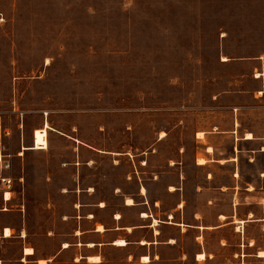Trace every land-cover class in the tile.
Returning a JSON list of instances; mask_svg holds the SVG:
<instances>
[{"label":"rangeland","instance_id":"374dc122","mask_svg":"<svg viewBox=\"0 0 264 264\" xmlns=\"http://www.w3.org/2000/svg\"><path fill=\"white\" fill-rule=\"evenodd\" d=\"M0 129L14 190L0 225L26 228L38 256L80 202L136 223L124 200L144 186L158 238L174 239L150 264H264V0H0ZM129 251L143 252L101 249L105 264H142Z\"/></svg>","mask_w":264,"mask_h":264},{"label":"crops","instance_id":"0c3cea01","mask_svg":"<svg viewBox=\"0 0 264 264\" xmlns=\"http://www.w3.org/2000/svg\"><path fill=\"white\" fill-rule=\"evenodd\" d=\"M251 133V132H247ZM241 138L244 141L254 140L255 137L252 135V138H246V134ZM252 134V133H251ZM238 139V138H237ZM211 148V147H210ZM210 150L207 148L204 156L208 158ZM215 161V160H214ZM222 163L224 161L229 162L230 159L227 160H218ZM198 163V162H197ZM207 160L198 165H205ZM1 174V173H0ZM2 176L0 175V179ZM9 178V177H8ZM12 186V184H11ZM144 188V191L142 189ZM0 189L3 190V195L0 199V204L7 205L9 201L13 199L12 193L14 190L12 187L8 188L3 182L2 187ZM180 187L176 185H169L168 191L169 193H175L179 191ZM8 192L9 196H4V193ZM140 196H142V201H135L133 197H126L124 200V206L127 208H137L139 209V216L137 215V222L132 224H121L120 220H122L123 215L119 212L114 213L110 218H96L97 214H99L98 209L104 208L106 205L104 203H100L99 208H95L96 204L92 203H78V214L70 217H75L77 219V225L73 228V230L67 234L65 239H63L60 243L58 250L48 256H38V251L35 246L28 243L27 237L29 235L26 228L21 226L19 229L17 227L10 225V224H3L0 225V264H51L53 263L61 253L69 251L75 248V253L73 254L72 261L74 263H81L85 262L87 264H105L109 260H105L101 249L105 246H115L120 248L129 249L132 246H136L137 248H141L143 252L139 256H135L130 251L128 252L129 261H138L142 264H150L154 261V257L151 254V247L161 245L162 243L165 244H172L174 239L171 238L167 241L160 240L158 236L161 234L160 229L157 227L160 225V222L163 220L157 219L151 214L148 213L147 209L150 204V200L147 196V189L146 187L142 186L140 190ZM127 198H131L133 200L132 204L127 203ZM3 201V203H2ZM184 200H180L177 202V209L184 207L183 205ZM155 204H158L159 201L155 200ZM11 209H8L6 206L4 208H0V212H8ZM146 214V216H143ZM198 215V214H197ZM169 216L174 217L172 214ZM224 217V215H221ZM68 219V218H66ZM146 219H151L149 223H145ZM157 220V223L154 224V221ZM168 223H175L172 221H165ZM175 224H180L175 223ZM102 226V229L98 227ZM140 228H150L151 230V237L148 238L144 236L142 239H129L128 235L132 234L135 230ZM6 229H9V233L6 234ZM91 235V238L87 236ZM74 239V240H73ZM124 240L126 244L119 245L116 241ZM18 240L20 243V251L18 255L12 259L7 256V247L2 246L3 244L11 245ZM116 242V243H115ZM27 249H31V252H27ZM264 252L263 250H261ZM201 254V253H199ZM204 254V253H202ZM205 255V254H204ZM143 257H148V261H143ZM97 258V259H96ZM94 259V260H93Z\"/></svg>","mask_w":264,"mask_h":264},{"label":"built area","instance_id":"2783aa9c","mask_svg":"<svg viewBox=\"0 0 264 264\" xmlns=\"http://www.w3.org/2000/svg\"><path fill=\"white\" fill-rule=\"evenodd\" d=\"M11 132L9 130H1L0 129V140L3 137L9 136ZM11 167V161L9 158V154L4 152V148L1 146L0 147V173L6 169H9ZM1 181L8 187H11L12 180L8 177H2ZM7 192L4 193V196L6 195Z\"/></svg>","mask_w":264,"mask_h":264},{"label":"bare ground","instance_id":"6f19581e","mask_svg":"<svg viewBox=\"0 0 264 264\" xmlns=\"http://www.w3.org/2000/svg\"><path fill=\"white\" fill-rule=\"evenodd\" d=\"M198 137H199V138H203V137H204V132H198ZM246 138H248V139H249V138H252V134H251V133H247V134H246ZM209 149H211V148H209ZM204 162H205V158H203V157H199V159H198V163H199V164H202V163H204ZM142 191H144V188L142 189ZM5 196H9L8 192L6 193ZM128 201H132V203H133V200H132L131 198H127V203H128ZM132 203H131V204H132ZM128 204H129V203H128ZM143 216H146V214H143ZM156 223H157V220L154 221V224H156ZM98 228H99V229H102V226H99ZM8 233H9V229H6V234H8ZM116 242H117V244H119V245H124V244H126L125 241L122 240V239H121V240H118V241H116ZM116 242H115V243H116ZM26 251H27V252H31V249H27ZM259 255H260V256H264V252L260 251ZM198 258H199V259H204V258H205V255L202 254V253H201V254H198ZM96 259H97V258H96ZM142 259H143V261H145V262L148 261V257H143ZM93 260H94V259H93Z\"/></svg>","mask_w":264,"mask_h":264},{"label":"snow or ice","instance_id":"6c2138e0","mask_svg":"<svg viewBox=\"0 0 264 264\" xmlns=\"http://www.w3.org/2000/svg\"><path fill=\"white\" fill-rule=\"evenodd\" d=\"M128 203H129V204H131V203H132V201H128Z\"/></svg>","mask_w":264,"mask_h":264}]
</instances>
